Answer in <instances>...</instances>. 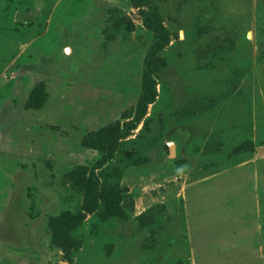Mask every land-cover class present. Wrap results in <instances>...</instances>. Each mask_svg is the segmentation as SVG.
<instances>
[{
    "label": "rangeland",
    "instance_id": "1",
    "mask_svg": "<svg viewBox=\"0 0 264 264\" xmlns=\"http://www.w3.org/2000/svg\"><path fill=\"white\" fill-rule=\"evenodd\" d=\"M0 130L13 264H264V0H0Z\"/></svg>",
    "mask_w": 264,
    "mask_h": 264
},
{
    "label": "trees",
    "instance_id": "2",
    "mask_svg": "<svg viewBox=\"0 0 264 264\" xmlns=\"http://www.w3.org/2000/svg\"><path fill=\"white\" fill-rule=\"evenodd\" d=\"M100 163L103 164L104 162L102 161ZM113 194L112 190L107 191V194L103 199L104 204L107 206H113L110 199ZM115 194L119 197L117 192ZM39 215V210L33 213L30 212L32 218ZM84 217V213L78 209L74 211L63 210L59 214H52L49 216L48 226L52 234L51 244L62 249V257L65 260H71L74 251L81 245V241L75 237L73 232L82 224Z\"/></svg>",
    "mask_w": 264,
    "mask_h": 264
},
{
    "label": "crops",
    "instance_id": "3",
    "mask_svg": "<svg viewBox=\"0 0 264 264\" xmlns=\"http://www.w3.org/2000/svg\"><path fill=\"white\" fill-rule=\"evenodd\" d=\"M0 132H1V130H0ZM1 138H2V136H1V133H0V140H1ZM0 162L1 161H3L4 162V160H2L3 159V157L1 156L2 155V151H0ZM5 154V153H4ZM5 156L7 157V154H5ZM1 166H3L2 164H1ZM13 183H10L9 185H12ZM27 214V213H26ZM29 215V214H28ZM2 247H4L5 249H2ZM11 247H13V245H9V244H7V243H0V264H13L12 262H10L9 260V257H8V255L9 254H14V253H12L10 250H9V248H11ZM6 252V255H4L3 253H5ZM23 258V257H22Z\"/></svg>",
    "mask_w": 264,
    "mask_h": 264
}]
</instances>
